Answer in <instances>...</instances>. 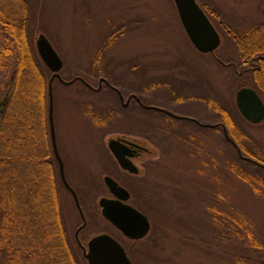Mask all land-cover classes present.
Listing matches in <instances>:
<instances>
[{
	"label": "rangeland",
	"instance_id": "1",
	"mask_svg": "<svg viewBox=\"0 0 264 264\" xmlns=\"http://www.w3.org/2000/svg\"><path fill=\"white\" fill-rule=\"evenodd\" d=\"M32 1L31 32L34 33L39 20L44 22L43 33L65 60L64 78L91 73L89 83L97 87L101 75L94 68V59L103 38L114 25L128 23L131 24L129 32L120 35L109 47L101 65L139 88L144 105L170 107L189 117L218 120L202 98L210 94L227 102L238 114L235 94L243 85L233 67L221 64L217 58L225 63L230 59L240 61L243 50L231 33L254 34L256 38L249 44L252 49L264 43L261 27L264 0H199L213 21L221 22L218 27L223 41L216 52L217 58L192 45L174 0ZM7 4L10 10L14 8L12 2ZM2 40L0 37V47ZM128 59H133L135 70L131 71L132 61ZM12 74V68H0V107L6 92L2 85L7 83V90L10 89ZM244 77L255 86L250 77ZM160 80L166 81L169 87L160 83L155 88H144ZM123 87L120 89L126 95L132 91L137 93L127 84ZM192 92L199 98L175 102L178 95L189 96ZM121 100L113 88L95 92L80 82H55L57 146L65 163L67 180L76 190L88 221L79 234L80 241L88 242L92 236L106 232L123 247L132 248L130 240L104 217L99 205L106 192L103 174L111 171L133 191V205L146 213L151 222L149 234L130 252L134 264H237L240 255L264 264V247L261 250L249 243L239 244L231 237L228 221L223 223V229L213 222L216 213L222 218L240 208L264 244V198L233 172L234 147L225 141L221 130H205L188 119H172L165 112L147 109L137 101L126 109ZM92 103L98 108L112 107L122 115L97 125L87 116V108ZM245 126L264 146V122ZM122 134L138 138L150 151L141 160L147 166L140 167L139 182L136 177L117 171L113 164L108 138ZM156 144L161 148L159 153ZM250 167L247 168L250 170ZM61 193L64 219L74 237L83 216L65 186ZM82 248L80 251L84 254Z\"/></svg>",
	"mask_w": 264,
	"mask_h": 264
},
{
	"label": "trees",
	"instance_id": "2",
	"mask_svg": "<svg viewBox=\"0 0 264 264\" xmlns=\"http://www.w3.org/2000/svg\"><path fill=\"white\" fill-rule=\"evenodd\" d=\"M7 2L13 3L12 10L8 8ZM33 12L32 0H0V37L3 39L0 68L9 70L10 67L13 71L10 89L7 90V83L2 85L6 92L0 107V264H88L80 251L76 235H71L64 219L61 198L64 184L53 152L48 115L49 81L53 73L42 60L36 45L38 35L45 28L44 22L39 20L34 29L35 34L31 32ZM138 21L134 20L135 23ZM214 23L221 30L218 27L221 23L219 19ZM130 28L131 24L123 23L114 25L106 33L94 59V68L98 69V75L106 77L116 87L122 88L127 84L139 95V88H134L125 82L122 75L115 76L101 65L104 53L120 35L127 34ZM248 32L242 34L241 39L234 33L230 34L243 50L240 52L238 66H250L254 56L264 54V43H259L254 49L249 47L250 42L246 39L252 33L249 35ZM127 61H132L131 71L137 68L136 64L133 65V59ZM231 61L232 59L228 62ZM250 73L246 71L237 76L241 85H247L242 80L244 76L249 77ZM89 75L83 73L63 79L70 81L82 77L89 83ZM251 76L255 83L253 86L264 99V59ZM55 82L61 81L56 79ZM75 82L85 84L81 80ZM160 83L169 87L166 81L160 80L144 88H155ZM187 96L180 94L175 97V102L199 98L193 92ZM202 98L209 103L215 117L223 121L228 135L236 143L234 145L225 139L236 151L232 158L235 161L233 172L248 183L254 193L264 198V146L245 126L246 123H252L242 116L237 105L238 114L215 94ZM119 115H122L121 112L112 107L98 108L93 104L87 108V116L94 119L97 125L104 124L115 116L120 117ZM226 221L232 231L231 237L239 244L249 243L254 249H263L264 244L256 237L253 225L243 210L234 209L232 214H226L222 218L218 213L214 215L213 222L219 229L224 228L223 223ZM236 262L258 264L241 255Z\"/></svg>",
	"mask_w": 264,
	"mask_h": 264
},
{
	"label": "water",
	"instance_id": "3",
	"mask_svg": "<svg viewBox=\"0 0 264 264\" xmlns=\"http://www.w3.org/2000/svg\"><path fill=\"white\" fill-rule=\"evenodd\" d=\"M174 2L182 25L187 33L186 35H188L189 39L193 43L192 45H194L200 52L207 54L215 53L216 49L221 44L222 38L220 33H218V29L213 24L207 13H205V10L198 3V1L174 0ZM36 45L42 60L53 73L49 81L50 100L48 114L53 152L59 163L62 182L72 193L75 202L84 217L78 194L67 180L65 163L61 156L59 146H57L58 142L53 104L54 89L52 82H54L56 78L62 80L61 72L65 63L50 39L43 32L38 35ZM78 78L80 77L73 79V81ZM80 79L84 80L83 78ZM104 80L106 79L102 78L100 81ZM73 81H68L67 84L73 83ZM112 87L120 94L121 98H123L121 91L114 86ZM235 95L238 109L247 120L253 124H259L264 121V100L255 88L244 86L240 88ZM135 97L142 105H144L142 100H140V97ZM144 106L147 109L149 108L163 111L179 119H191L186 116L175 114L169 111V109L166 110L164 108L148 105ZM204 125L212 126L210 124ZM225 135L229 141L236 145L233 139L228 135L226 129ZM108 143L110 149L123 168L129 170V172L138 171L136 167H132L130 163H128L129 160L125 157L126 154L122 153V148L126 145L123 141L112 138ZM247 159L251 160L250 158ZM105 182L116 198L110 199L102 197L100 199V206L102 207L104 217L130 238L138 240L147 236L151 229V222L146 214L136 209L134 206L125 203V201L130 197L129 191L125 187L121 186L112 176H106ZM79 230L77 231L76 236L78 242L81 244L79 240ZM82 249L84 250V256L87 258L88 264H134L123 245L115 237L108 233H102L92 237L88 242L87 248L83 246Z\"/></svg>",
	"mask_w": 264,
	"mask_h": 264
},
{
	"label": "flooded vegetation",
	"instance_id": "4",
	"mask_svg": "<svg viewBox=\"0 0 264 264\" xmlns=\"http://www.w3.org/2000/svg\"><path fill=\"white\" fill-rule=\"evenodd\" d=\"M200 2V1H199ZM198 2V3H199ZM201 4V3H200ZM201 6H202V4H201ZM203 8L207 11V8H206V6H204L203 5ZM207 13H208V11H207ZM208 14H210V13H208ZM210 17H211V15H209ZM261 27L262 28H264V23H262L261 24ZM221 36H222V40H223V35H222V33H221ZM237 37L238 38H240L241 39V37L242 36H240L239 34H237ZM256 38V36L254 35V34H251L250 36H248L247 37V39H246V41L247 42H250V41H252L253 39H255ZM243 40H245V39H243ZM216 58H217V56H216ZM253 61H251L250 63V66H247V64H242V65H240V66H238V65H236V63H237V61H234V60H232V64H233V69H234V71L237 73V75H243V73H245L246 71H248V73H249V71L251 72V73H253V72H255V70L256 69H258L259 67H260V62L264 59V54H259V55H257V56H254L253 57ZM217 60L221 63V64H223L222 62H221V60H220V58L218 57L217 58ZM228 64H229V62H228ZM224 65V64H223ZM251 73H250V80L253 82L254 80H253V77L251 76ZM245 78V77H244ZM101 79V78H100ZM100 79L98 80L99 81V84H98V86L96 87V86H94V85H92L91 84V86H88L91 90H93V91H95V92H98V91H101V90H103V88L105 89V87H108V88H113L112 86H110L109 84H107V81H100ZM245 80V82L246 83H248L247 82V80L246 79H244ZM249 84V83H248ZM114 89V88H113ZM115 90V89H114ZM117 92V91H116ZM118 93V92H117ZM119 94V93H118ZM137 93H134V92H130V93H128V95H126L123 91H122V96H123V98H121L122 100V106H124V107H126V109H127V107L133 102V101H137V102H139L137 99H136V97L135 96H138V94L136 95ZM119 96H120V94H119ZM121 97V96H120ZM139 97V96H138ZM164 109H166V110H168L169 109V111H171V112H173V113H175V114H178V115H182V116H185L184 114H180L179 112H177V111H173L174 109H171L170 107H165ZM167 114V113H166ZM167 115H169V114H167ZM170 116V118H172V119H178V118H176V117H173V116H171V115H169ZM195 116V115H194ZM189 117V116H186V117H189V118H191V119H188L189 121H192V122H194L197 126H199L200 128H202V129H213V130H215V131H217L218 132V129H220L221 130V132H222V135L224 136V130H225V128L223 127L224 126V123H223V121L222 120H220V119H218V117H216L218 120H209V119H201V118H198V117ZM204 124H210V125H212V126H205ZM112 138H108V142H109V140H111ZM114 139H117V140H120V141H123L126 145L122 148V150H123V152L122 153H124V154H126L125 155V157L127 158V160H129L128 161V163H130V165L133 167H136L137 169H138V171L137 172H129V170H127V169H125V168H123L122 166H121V164H120V162H118V159L116 158V156L114 155V153L112 152V150L110 149V147H109V143H108V148H109V150H110V152H111V154H112V160H113V164H114V166L116 167V169H117V171H119V172H121L122 174H128L130 177H132V178H134V177H136V181L137 182H139V175H140V170H141V168L140 167H144L145 166V168H146V163H145V165L143 164V162L141 161L142 160V158H143V155L144 154H146V153H150V151H149V149H147V147L145 146V144L143 143V142H141V141H139L138 140V138H134V137H130V136H127L126 134H122L121 136H119V137H115ZM156 148H157V150H158V153H159V150L161 149L160 147H159V145H157L156 144V146H155ZM206 156V155H205ZM142 162V163H141ZM205 163H206V165H207V160H205ZM104 176H103V184H104V188H105V190H106V192H105V194L104 195H102V197H107V198H110V199H115L116 197H115V195L110 191V189H109V187H108V185L106 184V182H105V177L106 176H112L121 186H123V187H125L128 191H129V193H130V197H129V199L128 200H126L125 201V203H127V204H130V205H132V206H134L136 209H138L139 210V208L137 207V206H135V205H133L134 204V198H135V196H134V193H133V191L122 181V179L120 178V176H118L117 174H115L114 172H111V171H105L104 172V174H103ZM101 197V198H102ZM83 212H84V210H83ZM82 218V221H83V223H82V225H80L79 226V228L81 227V226H83V227H81V229H80V231H79V234L81 233V231L86 227V225H87V216H86V214L84 213V217H81ZM118 231H120L119 229H118ZM121 232V231H120ZM122 233V235H123V237H125L126 239H128V240H130V243L132 244V248H125L126 249V251H127V253H128V255H129V257H130V252L133 250V247L135 246V245H137V243L139 242V239L138 240H135V239H133V238H130V237H128L127 235H125L123 232H121ZM97 235V234H96ZM82 242V244H83V246H85V247H87V245H88V242H89V240H88V242H85V243H83V241H81Z\"/></svg>",
	"mask_w": 264,
	"mask_h": 264
}]
</instances>
